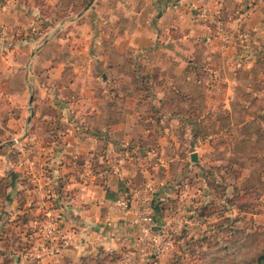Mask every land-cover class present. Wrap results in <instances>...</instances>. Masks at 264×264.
I'll return each mask as SVG.
<instances>
[{
  "label": "crops",
  "instance_id": "1",
  "mask_svg": "<svg viewBox=\"0 0 264 264\" xmlns=\"http://www.w3.org/2000/svg\"><path fill=\"white\" fill-rule=\"evenodd\" d=\"M48 1L57 4L60 0H3L0 26L8 25L12 29L3 53L0 46V71L3 73H19L18 69L27 66L30 55L24 62L23 54H34L32 58L41 62L42 68L61 63L56 61V55L64 54L60 43L64 44L69 38L62 39L54 34L50 41L43 42L46 33L38 36L28 32L35 24L40 7L43 8ZM96 1L101 4L96 5ZM72 26L80 29L83 35L78 38ZM57 28H69L71 44L83 41L91 45L89 52L84 53H76L75 47L70 45L66 54H83L74 57L75 64L87 67L93 80L98 71L102 84H96L95 79L88 88V98L68 100L59 86H52L54 81H50L54 78L49 80L44 76L40 80L42 85L39 83L37 88L38 94L44 96L38 102L55 108L71 107L75 102L79 107L86 102L90 109V128L99 129L101 133L94 132L85 137L76 133V138L73 129L69 128L62 136L67 143L65 154L73 155L77 140L85 143L79 149L86 156L90 155V150L92 155L95 152L99 155L103 150L104 159L101 154L98 166H94L105 175L99 181L92 169L84 173L85 187L80 206L66 214L69 220L61 221L57 236L66 241L56 254L72 260L100 250L114 251L124 256L122 261L152 264L151 260L159 249L152 244L150 247L140 246L145 237L135 224L138 209L149 206L160 219L158 222L164 221L163 225L169 228L170 218L166 212L172 214V209L166 204L183 195L187 202L196 195L194 189H197L196 185L190 184L193 181L184 179L180 168L186 163L184 144L179 142V133L174 128L178 120L165 110L170 108L169 105H162L159 102L162 96H158L159 99L155 98L151 103L156 107L160 105L161 113H146L143 107H150V98H139L134 94L136 84L125 83L136 69L132 61H142L146 73L155 72L160 67L166 71V76L172 73L178 78L166 82V88L156 86L154 91L160 95L162 90L189 93L196 89L204 92V101L209 107L231 108L241 94L251 92L250 83L254 77L262 75L264 0H92L80 13L57 23ZM97 34L102 37L95 38ZM28 67L26 69H30L29 64ZM55 69H51L52 76ZM25 71L21 70L23 78ZM25 89L26 96L19 101L23 104L31 101L29 82ZM101 89L103 98L98 96ZM131 89L133 93H128ZM14 92L13 89L12 96ZM241 99L244 101V96ZM175 101L178 102L176 97ZM95 136L102 139L99 152L95 151L93 144ZM140 139L142 141L137 143ZM114 141L116 145H113ZM127 142L131 145L126 147ZM192 153L188 152V158ZM86 165L87 168L91 163L87 160ZM103 181L115 192L123 181L130 193L128 204L123 197L118 201L107 200L101 185ZM179 206L177 202L175 210L178 215L181 214ZM159 208H162L160 217ZM159 231L158 224L152 233L157 235ZM132 255L136 258L133 259ZM25 259L27 256L21 259L22 264H27Z\"/></svg>",
  "mask_w": 264,
  "mask_h": 264
},
{
  "label": "rangeland",
  "instance_id": "2",
  "mask_svg": "<svg viewBox=\"0 0 264 264\" xmlns=\"http://www.w3.org/2000/svg\"><path fill=\"white\" fill-rule=\"evenodd\" d=\"M0 2L3 7V0ZM91 2L92 0H60L59 3L54 4L48 1L45 2L43 8L40 7L38 16L35 15L37 16L35 24L31 25L28 32L31 31L33 35L35 33L38 36L46 33L43 38L46 40H42L43 42L50 41L54 34L60 38L63 37L62 39L69 38L64 44L60 43L64 54L56 55V61H61L59 65L53 64L50 65L51 67L42 68L41 62L38 63V60L34 61L32 58L34 54H23L24 62L25 57L30 56L27 58V66L18 69L19 73L8 74L7 71L6 73L0 71V252L4 251L9 243L13 249L24 248L25 252L22 253L19 264H22L21 259L26 256L27 264H60L61 260L65 264H131L122 261L124 256L117 255L114 251H107L111 254H97L98 252L87 254L80 258L69 259V261L68 258L59 257L56 254V250L66 241L65 238L57 236L60 230L59 225L61 221L69 220L65 217L68 212L71 213L74 208L77 210L80 206L82 190L85 187L84 173L92 169L91 172L99 181L104 176L95 167L98 166L97 162L100 161L103 150L99 155L96 152L92 155L90 150V155L86 156L85 152L79 149L81 146L84 147L85 143L82 144L77 140L73 155H66L67 143L62 136L66 135L69 128L73 129L75 136L83 134L84 137L94 132L101 133V130L90 128L88 122L90 109L86 102L79 107L76 102L71 107L68 105L59 108L52 105L47 106L38 102L43 99L44 95L43 93L39 95L37 88L38 85H42L40 80H43L44 76L49 80L54 78L50 81L51 83L54 81L52 86H59L68 100H77L88 98V88L95 82V79L96 84L100 82L102 84L98 71L93 80L87 67L75 64L74 57H81L83 54H66L70 45L75 47L76 53L89 52L91 45L83 41L71 44L72 36L68 34L69 28H57V23L66 21L75 13H80ZM100 4L101 1H96V5ZM71 28L76 30L78 38L83 35L80 29H74L73 26ZM1 30H4V34L0 32V46L3 48L1 50L3 53L8 47L9 33L11 34L12 29L6 25L0 26ZM98 37L102 36L97 34L95 38ZM51 55L47 54V56ZM132 62H135L136 69L127 81L125 80V83L136 84L133 87L136 89L134 94L139 95V98L143 100L150 98V107L145 106L143 110L161 113L160 105L156 107L151 100L155 98L158 100V96H162L159 102L162 105L167 103L170 108L165 110H169L168 113L178 120L174 128L179 133V142L184 144V162L186 163L183 162L184 164L180 165L185 175L184 179L193 181L190 184L196 185L197 190L194 189L196 195L201 194L198 191L204 188L205 181L211 183L209 190L206 189L203 193L204 199L200 201L214 200L216 204L226 206L223 198L219 200L223 193V186L214 188L216 182L240 186L246 178H249L252 179V184L256 185V192L241 198L250 205L241 209L226 206L228 211L225 214L232 215V217L238 216L241 219L235 224L236 233L229 236L226 231H223L216 237L215 229L211 225L218 223L219 219L212 217L205 220V218L196 216L192 213L191 207H188L192 206V203L196 205V195L187 202V197L183 195L175 199L173 203L166 204L169 209H172V214L166 210L170 218L169 228L163 225L164 221L158 222L160 219L153 216L154 219L157 218L155 227L145 238H140V246L150 247L152 244L159 249L156 251V257L154 256L151 260L152 264H242L244 260L251 261V264L255 262L260 264L262 261L258 263L257 260L264 254V178L262 177L264 176V62L260 66L262 67L261 77H254L250 83L251 92L239 94L241 98L244 96V101L241 98L236 99V105L231 108L211 107L212 115L209 121L213 123L207 125L208 129L205 134L216 137L212 143L209 138L204 139L200 135L197 138L193 137L192 126L182 124L181 118L177 115L182 113L184 107H180L179 102L175 101L172 91L162 90L161 95L154 91L156 86L166 88V82L177 81L178 78L172 73L166 76V71L160 67L155 72L146 73L145 64L142 61L135 59ZM28 64L30 69H26ZM53 67H56L53 71L54 76L50 73ZM22 69L26 70L24 76L26 81L21 76ZM256 70L259 74L258 67ZM27 82L32 89L31 92L29 91L31 101L23 104L19 101L22 100L23 95L26 96ZM13 89L15 92L12 96ZM132 89L128 93H133ZM203 93L195 89V91H189L185 97H192L198 101L199 97L203 99L201 96ZM103 94L101 89L98 96L103 98ZM171 126L173 124L169 127ZM200 133L203 134L201 127ZM255 138L258 139L255 140ZM222 139L225 140L221 141ZM104 140L108 141L106 138ZM241 140L248 141L245 148L250 159L245 155L239 157L233 148V144ZM101 141L100 136H95L93 140L95 151L99 152L101 149ZM140 141L142 139L137 143ZM243 141L239 143V149L242 147L244 149ZM115 142H112L113 145H116ZM129 145L131 142L126 143V147ZM189 151L198 154L196 163L190 160V156L188 158ZM231 157H238L239 161L244 162L242 167L234 164V168L238 171L235 178L233 174L225 170L216 171L211 168L212 165H209L217 164L221 160V163H225ZM87 160L91 165L86 168ZM69 168H72V171ZM250 171H252L251 175ZM187 187L192 192L191 186ZM208 191L209 194H207ZM233 192L231 187L227 189L228 194H233ZM177 202L180 203L181 214L179 215L177 209L175 210ZM242 202L235 200V205L238 207ZM150 210L152 212V209ZM71 219L76 221V219ZM158 224L160 231L157 235L159 236L152 233ZM203 236H207L208 239L205 237L206 240L203 241ZM20 238L23 239L20 240ZM0 257H2L0 264H8L3 254L0 253ZM132 258L135 259V255H132Z\"/></svg>",
  "mask_w": 264,
  "mask_h": 264
},
{
  "label": "trees",
  "instance_id": "3",
  "mask_svg": "<svg viewBox=\"0 0 264 264\" xmlns=\"http://www.w3.org/2000/svg\"><path fill=\"white\" fill-rule=\"evenodd\" d=\"M175 97L177 98L178 102L182 101L183 104H181V102L179 103L180 107H184V109L182 110V113H178L177 116H179L182 120V124H187V126H192L193 129V137L197 138L198 135H200L202 138L207 139L209 138V141L212 143L213 140L215 141L216 137H212V136H207L206 130L208 129V126L210 124H212L213 122H210L209 119L211 118L212 115V110L211 107H209L207 105V103L204 101V96L203 94H201V96H203V99H201V97H199L198 101L195 100V98L192 97H185V95L187 94V92H183V91H179V90H174L173 91ZM221 107V106H218ZM146 113H149L151 115L156 114V112L158 111H153V110H145ZM144 112V113H145ZM208 125V126H207ZM200 127L203 129V134L200 133ZM258 138H255V140H257ZM225 139H222L221 141H224ZM243 141V140H241ZM236 142V144H233V148L235 149V152L238 153L239 157H243L244 155L246 157L249 158L248 152L246 151L245 145L247 142H242L244 143V149L242 147V149H239V143L241 142ZM213 149L215 150V146L213 147ZM104 155V154H103ZM104 159V156H103ZM250 159V158H249ZM256 159V158H253ZM222 161V160H221ZM221 161L217 164H209L212 165L211 168H213L216 171L219 170H225L227 172H229L230 174L234 175V178L237 177L238 175V171L237 169L234 168V164H237L238 166L242 167L244 162H241L238 160L237 158H229L227 160V162L225 163H221ZM214 163V162H211ZM263 173V171H261ZM105 173V172H104ZM108 173V172H107ZM250 175L252 173V171L249 172ZM105 175V174H103ZM12 176H14V174L12 173ZM262 177L264 178V176L262 175ZM220 178H222L220 176ZM213 182H216V180H213ZM205 186L203 189H201V191H198V193L201 192V194L196 195V205H192L191 206V211L192 213H194L196 216L198 217H202L205 218V220L210 219L212 217L217 218V220L219 219L218 223H213L211 226L212 228H214V232L216 233V237H218V235H220V232L226 231L228 234L227 235H231L237 232V227L235 226V224L241 220L238 216L235 217L232 215H228L225 214L227 213V207L226 206H232V207H236V208H244L248 205H250L249 202H244V200H242V197H245L247 194L249 193H253L256 192V185L254 186L252 184V179L246 178L240 186H237L236 184H223L222 182H216V185L214 186V188H221L223 190L222 195L220 196L221 198L219 199L221 201V199L223 198V201L225 202L226 206L220 205V204H216L214 202V200H203L200 201L204 195L203 193L205 192L206 189L209 190L210 188V182L205 181ZM215 184V183H214ZM103 189L105 190V198L107 200H111V201H118L121 197H123V200L127 202H129V197H130V193H129V189L128 187L125 185V183L123 181H120L119 186H118V190L112 191L107 184L103 181L101 183ZM231 187L233 189V194H228L227 193V189ZM209 194V191L208 193ZM253 195V194H252ZM206 196V195H205ZM204 199V198H203ZM235 200L236 201H243L241 203V205H238V207L235 205ZM174 200H171L169 202H174ZM199 201V203H198ZM246 201V200H245ZM220 205V206H219ZM194 206V207H193ZM162 208H159L158 211V217L161 216ZM164 209V207H163ZM152 214L154 217H156V213L154 215V212L152 211ZM205 237L208 239L207 236H203V241H205ZM23 238H20V240ZM26 239V238H25ZM13 239H11L12 241ZM7 248H4V251H1L0 253L3 254V257L6 258V260H8V264H19L20 263V258L22 256V253H24V248L19 247L17 248H12L11 244L9 243L8 245H6ZM13 249V250H11ZM222 249V248H221ZM226 250V248H223ZM17 250V251H15ZM99 253H106V254H111V252H107L104 250H100L98 251L97 254ZM69 261V259H68ZM253 262H255L254 260H252ZM244 260V262L242 264H251V261L246 262ZM60 264H65V262H63V260L60 261ZM237 264V263H234ZM255 264H257V262H255ZM260 264H264V261H262Z\"/></svg>",
  "mask_w": 264,
  "mask_h": 264
},
{
  "label": "built area",
  "instance_id": "4",
  "mask_svg": "<svg viewBox=\"0 0 264 264\" xmlns=\"http://www.w3.org/2000/svg\"><path fill=\"white\" fill-rule=\"evenodd\" d=\"M2 9V4L0 2V11ZM1 34H4V30L0 31ZM127 204L124 203V206ZM138 214L135 219V224L138 226V230L140 234L145 237L147 236L150 231L155 227V219L153 214L147 205H143L138 209Z\"/></svg>",
  "mask_w": 264,
  "mask_h": 264
},
{
  "label": "water",
  "instance_id": "5",
  "mask_svg": "<svg viewBox=\"0 0 264 264\" xmlns=\"http://www.w3.org/2000/svg\"><path fill=\"white\" fill-rule=\"evenodd\" d=\"M190 160L192 161V162H197V154L196 153H192L191 155H190ZM258 263H260L261 261H264V254L262 255V256H260L259 258H258Z\"/></svg>",
  "mask_w": 264,
  "mask_h": 264
}]
</instances>
